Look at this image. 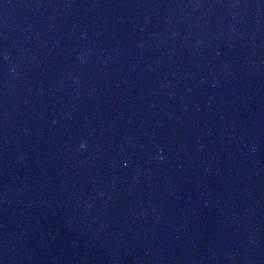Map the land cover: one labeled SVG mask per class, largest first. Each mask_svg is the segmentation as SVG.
<instances>
[{"label": "water", "instance_id": "obj_1", "mask_svg": "<svg viewBox=\"0 0 264 264\" xmlns=\"http://www.w3.org/2000/svg\"><path fill=\"white\" fill-rule=\"evenodd\" d=\"M0 264H264V0H0Z\"/></svg>", "mask_w": 264, "mask_h": 264}]
</instances>
